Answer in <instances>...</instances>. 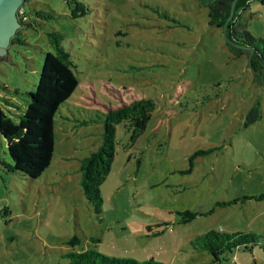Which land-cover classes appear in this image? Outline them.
Wrapping results in <instances>:
<instances>
[{
    "label": "rangeland",
    "instance_id": "374dc122",
    "mask_svg": "<svg viewBox=\"0 0 264 264\" xmlns=\"http://www.w3.org/2000/svg\"><path fill=\"white\" fill-rule=\"evenodd\" d=\"M76 3L84 16L73 15ZM21 6L33 24L16 29L24 43L0 46L2 110L15 122L27 110L52 31L64 35L79 84L55 115L52 160L39 177L7 169L13 162L0 134V264H66L68 252L91 248L163 264H264V85L247 53L209 24L208 8L196 0ZM240 7L247 29L264 37V0H237ZM40 10L54 18L35 21ZM135 98L156 106L133 143L117 125L98 216L82 190L81 158L101 143L98 111ZM254 107L260 117L248 123ZM185 210L198 215L184 222ZM210 229L251 231L262 242L215 262L192 244ZM73 236L81 239L75 246Z\"/></svg>",
    "mask_w": 264,
    "mask_h": 264
},
{
    "label": "trees",
    "instance_id": "16d2710c",
    "mask_svg": "<svg viewBox=\"0 0 264 264\" xmlns=\"http://www.w3.org/2000/svg\"><path fill=\"white\" fill-rule=\"evenodd\" d=\"M28 0H25L26 2ZM201 6L208 8L209 24L223 27L234 0H196ZM76 17L86 14V6L76 3ZM20 11L22 13L20 14ZM244 7L235 10L233 19L227 25V38L231 47L238 46L241 53L249 58V66L257 81L264 85V37L253 35L243 19ZM21 25L30 27L29 14L23 6L19 8ZM36 20L53 19L51 13L43 10L35 11ZM24 17V18H22ZM49 44L53 51L45 54L36 89L29 92L30 101L27 110L19 114L20 121L15 122L0 107V134L8 143V152L12 164L5 163L10 172L24 174L31 178L39 177L50 165L54 151V118L60 106L71 97L79 81L73 70L74 62L70 52L65 48L64 35L59 31L48 34ZM22 31H18L11 42L24 43ZM6 88V87H5ZM18 92V90H16ZM155 102L147 98H135L129 103L119 106H107L98 111L95 121L101 122L103 132L101 143L97 149L81 158L80 183L87 202L98 216L102 213V197L100 185L108 175L115 156L116 127L124 123L130 133V142H135L145 131L155 109ZM257 107L248 115V123L259 119ZM182 221L189 222L196 218V212L185 210L179 212ZM262 236L251 231L226 232L210 229L193 239L192 244L198 250L209 252L213 260L218 262L225 255L239 248H248L262 242ZM81 242L80 237L73 236L68 243L75 246ZM263 244V243H262ZM264 245V244H263ZM66 264H163L153 259L137 261L125 257H113L102 254L95 249L71 251L66 254Z\"/></svg>",
    "mask_w": 264,
    "mask_h": 264
},
{
    "label": "water",
    "instance_id": "95a60500",
    "mask_svg": "<svg viewBox=\"0 0 264 264\" xmlns=\"http://www.w3.org/2000/svg\"><path fill=\"white\" fill-rule=\"evenodd\" d=\"M25 0H0V46H6L9 41L16 34V29L20 26V21L16 15V11L24 3ZM237 0H234L231 4L229 15L223 23L225 35L227 37V25L233 19L235 13ZM20 23V24H19ZM231 43V41L227 38Z\"/></svg>",
    "mask_w": 264,
    "mask_h": 264
},
{
    "label": "built area",
    "instance_id": "2783aa9c",
    "mask_svg": "<svg viewBox=\"0 0 264 264\" xmlns=\"http://www.w3.org/2000/svg\"><path fill=\"white\" fill-rule=\"evenodd\" d=\"M22 13V11H20V14Z\"/></svg>",
    "mask_w": 264,
    "mask_h": 264
}]
</instances>
